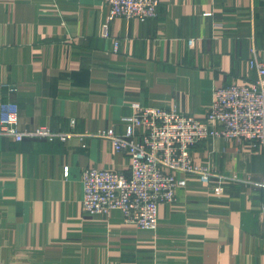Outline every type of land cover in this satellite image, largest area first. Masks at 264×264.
Segmentation results:
<instances>
[{"label": "crops", "instance_id": "1", "mask_svg": "<svg viewBox=\"0 0 264 264\" xmlns=\"http://www.w3.org/2000/svg\"><path fill=\"white\" fill-rule=\"evenodd\" d=\"M158 2L157 17L140 22L109 19L104 0H0V117L14 108L20 129L68 132L73 119L76 133L122 134L133 103L204 121L215 90L254 81L264 0ZM191 158L247 182L188 176L158 206L156 229L143 230L120 210L82 208L83 170L130 174L129 155L109 139L0 135V263L264 264V193L250 184L264 183V151L215 137Z\"/></svg>", "mask_w": 264, "mask_h": 264}, {"label": "built area", "instance_id": "2", "mask_svg": "<svg viewBox=\"0 0 264 264\" xmlns=\"http://www.w3.org/2000/svg\"><path fill=\"white\" fill-rule=\"evenodd\" d=\"M109 6V19L122 17L145 22L157 17L158 0H104ZM251 3L253 0H249ZM188 45L193 47L194 40ZM249 67L256 72L250 85H230L214 92V101L204 121L184 115L178 109L148 107L133 103L132 114L125 119L122 134L113 129L96 133H76L75 120L70 131L57 132L47 127L20 129L19 115L10 108L0 117V135L15 142L24 139L58 140L66 142L83 137L109 139L118 152L130 157V174L110 169L88 168L81 173L82 208L90 214H107L120 210L127 223L143 230L157 227L158 206L175 200L176 192L184 188L188 176L203 183H245L236 175L225 176L207 167L194 164L191 149L199 142L222 137L249 142L264 151V65L253 47ZM218 124L221 129L212 125ZM138 127L144 129L140 133ZM218 182V183H219ZM215 187L221 192V185ZM250 184L264 193V183ZM264 215V202L260 205ZM2 264V263H0Z\"/></svg>", "mask_w": 264, "mask_h": 264}]
</instances>
